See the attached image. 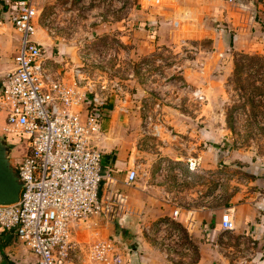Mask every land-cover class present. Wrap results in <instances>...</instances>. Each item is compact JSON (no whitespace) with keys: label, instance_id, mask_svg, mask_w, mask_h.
Segmentation results:
<instances>
[{"label":"rangeland","instance_id":"rangeland-1","mask_svg":"<svg viewBox=\"0 0 264 264\" xmlns=\"http://www.w3.org/2000/svg\"><path fill=\"white\" fill-rule=\"evenodd\" d=\"M35 1L40 12L38 38L46 43L48 56L84 66L96 81L122 88L112 102L119 123L125 119L119 124L120 141L130 139L141 153L135 164L139 180L148 178L144 174L155 176L160 163L155 159L174 162L173 155L187 154L198 160L192 159L196 176L189 182L202 192L206 170L201 172L199 165L206 152L208 159L219 157L220 164L225 163L230 206L234 190L264 177V68L249 66L251 52L234 51L228 29L227 37L219 41L214 31L207 34L213 38L200 32L187 36L188 27H175L176 22H187L180 20L181 14L193 21L179 7L199 6L196 0ZM155 20L164 28L153 26ZM8 23L0 25V75L12 68L19 45V36ZM4 122L0 114L2 139L7 136ZM25 144L14 148L11 156L20 155ZM143 153L150 155L148 167ZM129 207L135 212L131 221L149 227L148 236L171 264H194L199 246L189 236L184 210L178 219L169 215L146 222L130 201ZM117 220L102 219L87 234V242L115 239L103 228ZM221 240L232 246L239 238L226 235ZM84 255L72 264H87ZM27 260L35 263L33 257Z\"/></svg>","mask_w":264,"mask_h":264},{"label":"built area","instance_id":"built-area-1","mask_svg":"<svg viewBox=\"0 0 264 264\" xmlns=\"http://www.w3.org/2000/svg\"><path fill=\"white\" fill-rule=\"evenodd\" d=\"M9 17L19 47L14 67L0 80V114L5 135L20 136L18 148L26 144L20 155L11 156L23 181L20 200L0 206V226L36 256L35 264H72L83 253L87 264H125L129 251L118 242L108 238L83 248L74 233L79 224L95 218L110 222L135 215L116 180L102 171L106 108L113 94L123 90L118 84L96 81L84 66L48 56L38 38L35 0L16 1ZM120 101L127 103L126 98ZM158 161L154 177L169 172L181 177L173 161ZM186 168L193 173L196 164L190 161ZM139 178L135 166L126 184L134 185ZM182 210L177 205L172 216L178 219ZM220 225L223 232L235 231L232 209L221 216ZM141 228L149 235V227Z\"/></svg>","mask_w":264,"mask_h":264},{"label":"crops","instance_id":"crops-1","mask_svg":"<svg viewBox=\"0 0 264 264\" xmlns=\"http://www.w3.org/2000/svg\"><path fill=\"white\" fill-rule=\"evenodd\" d=\"M171 1L178 3L180 0ZM15 2V0H0V25L5 24L7 20L12 26L9 11ZM195 3L199 6L192 4L191 8L179 7L193 21L181 14L180 20H187V22H176L175 27L178 29L183 25L188 27L187 36H194L196 32H200L203 36L213 38L207 34L214 31L216 33L214 38L219 41L227 37L228 29L234 51H248L252 56L264 57V0H196ZM152 25L160 29L164 28L160 20L153 21ZM18 47L19 45H17V51ZM2 76L0 75V80ZM114 109L115 105L111 101L106 108L107 118L103 123L102 171L105 176L110 175L116 180L117 190L128 197V201L142 214L146 222L158 221L160 218L172 215L176 206L179 205L184 210L182 215L184 219L186 218L189 236L199 246L198 258L194 264H264V209L262 207L264 177L250 179L243 188L234 190L229 201L231 205L227 206L226 175L222 168L225 163L220 164L219 157L218 160L213 156L208 159L210 154L207 155L208 153L205 152V158L201 157L199 165L201 172L202 168L206 170L204 171L205 186L203 185L202 192H198L199 186L194 187L188 180L193 175L196 176L195 173L184 170L190 161L193 162L192 159L198 161L187 154L185 156L177 154L171 158L174 160L176 169H181L183 172L181 177L173 172L161 177L150 175L129 186L126 184L128 173L134 169L138 160L136 156H141V153L139 154L137 147L131 144L130 139L129 142L124 138L120 141L119 124L125 119L122 118L119 123ZM120 131L121 134L125 132L122 129ZM142 156L147 160H144V165L150 166V155L143 153ZM155 161L159 162L158 159ZM157 165L159 167V164ZM104 189L103 185L100 194L104 192ZM227 209L233 210L236 229L232 232L221 230V216ZM131 220L132 217L118 219L115 225L107 223L103 228L108 230L109 236L113 235L115 238L109 239L118 243L120 241V245L128 249L125 264H171L164 259L161 250L154 246L148 234L142 231V225L136 226ZM100 223L102 219L95 218L87 223L79 224L76 228L75 238L83 248L93 242H87V234ZM226 235L233 236L235 241L236 237L239 240L232 246L223 245L221 238ZM242 235L243 238H240ZM30 257H33L36 263V256L21 244L18 237L0 226V264H27V258Z\"/></svg>","mask_w":264,"mask_h":264},{"label":"water","instance_id":"water-1","mask_svg":"<svg viewBox=\"0 0 264 264\" xmlns=\"http://www.w3.org/2000/svg\"><path fill=\"white\" fill-rule=\"evenodd\" d=\"M11 154V146L0 138V206L18 203L23 187V181L11 161Z\"/></svg>","mask_w":264,"mask_h":264},{"label":"trees","instance_id":"trees-1","mask_svg":"<svg viewBox=\"0 0 264 264\" xmlns=\"http://www.w3.org/2000/svg\"><path fill=\"white\" fill-rule=\"evenodd\" d=\"M15 1H20V0H15ZM249 58H251L250 61V65L251 67H255V68H264V57L262 56H250ZM245 60H243V62H245ZM263 62V63H262ZM262 63V64H261ZM20 142V140L18 142H16L14 145H18Z\"/></svg>","mask_w":264,"mask_h":264},{"label":"flooded vegetation","instance_id":"flooded-vegetation-1","mask_svg":"<svg viewBox=\"0 0 264 264\" xmlns=\"http://www.w3.org/2000/svg\"><path fill=\"white\" fill-rule=\"evenodd\" d=\"M4 140L11 146L12 151H13V149L16 147L14 144L18 142L19 140H21V137L16 136V135L6 136Z\"/></svg>","mask_w":264,"mask_h":264}]
</instances>
